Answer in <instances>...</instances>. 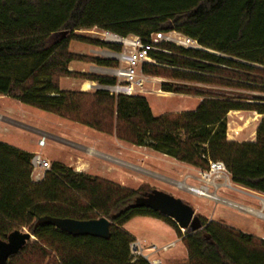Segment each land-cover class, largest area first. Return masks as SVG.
Here are the masks:
<instances>
[{"label": "trees", "instance_id": "obj_1", "mask_svg": "<svg viewBox=\"0 0 264 264\" xmlns=\"http://www.w3.org/2000/svg\"><path fill=\"white\" fill-rule=\"evenodd\" d=\"M93 28L143 39L177 30L206 50L162 43L165 51L151 52L158 64L144 63L145 74L264 92V0H0V95L202 170L221 161L232 182L264 194V117L255 140L227 136L228 113L264 115V99L250 102L164 84L165 91L204 98L194 110L155 116L143 95L62 89V77L116 82L112 76L69 69L75 60L118 67L116 59L70 51L74 40L122 50L118 43L76 33ZM33 155L0 140V238L24 228L34 237L7 264H151L134 255L135 237L124 228L136 216L160 219L183 236L189 264H264L263 239L204 218L201 229L183 234L173 219L133 207L138 190L62 162H53L35 181ZM46 216L107 217L111 235H73L39 222Z\"/></svg>", "mask_w": 264, "mask_h": 264}, {"label": "rangeland", "instance_id": "obj_2", "mask_svg": "<svg viewBox=\"0 0 264 264\" xmlns=\"http://www.w3.org/2000/svg\"><path fill=\"white\" fill-rule=\"evenodd\" d=\"M76 33L111 42L106 38L104 30L98 28ZM95 47L101 50L97 56L115 59L114 51L109 49L77 40L71 42V50H81L89 55ZM77 61L76 71L90 63ZM108 71L110 70L104 69L100 73L99 70H93L89 74L111 76ZM151 77L145 84V90L139 95L148 99L155 116L194 110L204 95L208 94L250 102H259L256 98L264 99V92L260 91L183 81L165 75ZM89 81L91 80L69 77L63 79L60 85L65 90L93 92L87 89ZM164 84H170L174 88L196 90L204 95L165 91ZM263 117L264 115L257 111H230L227 115L228 138L238 142L255 140L257 127ZM44 135L47 137L46 146L40 147L38 141ZM0 140L36 152L41 151L51 165L56 161L50 158H58L61 160L59 162L75 171L138 190L139 195L158 189L181 198L195 209L194 220L188 229H200L196 224H201L200 219L204 218L264 240V194L235 184L227 171L217 177L212 175L206 182L201 175L202 169L149 147L120 141L113 135L98 132L3 95H0ZM180 184L187 187H181ZM202 186L203 191L210 197L187 189ZM124 228L135 237V242L132 243L134 255H141L150 260L158 259L160 264H189L183 236L177 235V239V233L172 227L136 216L128 221ZM186 230L181 229V232L184 234ZM22 231L29 230L24 228ZM168 242L171 243L163 245ZM154 243L163 249L153 252L150 246L155 245ZM139 246L142 249L137 251L135 247Z\"/></svg>", "mask_w": 264, "mask_h": 264}, {"label": "built area", "instance_id": "obj_3", "mask_svg": "<svg viewBox=\"0 0 264 264\" xmlns=\"http://www.w3.org/2000/svg\"><path fill=\"white\" fill-rule=\"evenodd\" d=\"M104 32L106 38L110 39L111 42L118 43L122 46L121 51L113 53L114 58L119 63L118 67L109 68L110 71H108L112 77H115L116 82L113 84H104L91 80L87 83V89L88 91L105 90L115 97H118L119 95H138L145 90V84L152 77L151 75H147L143 72V64H158L157 59L152 57L151 52L165 51L160 46L162 43H171L175 46L186 49L206 50L197 39L187 36L177 30L152 33L147 39H143L137 35L120 36L109 31ZM46 140L47 137L45 135L42 136L38 141V145L40 147H45ZM32 166V177L35 181H38L41 180L44 177L46 171L51 168V163L41 151H37L32 157ZM224 171L227 170L223 162L212 161L210 162L209 169L203 170L201 175L203 180L208 182L212 175H216L217 177ZM196 189L203 190L204 186ZM135 248L137 251L142 249L140 246ZM166 248L167 246H165V250ZM150 249L153 252H156L163 249V247L152 245L150 246ZM148 260L151 262V264H160V260L158 259Z\"/></svg>", "mask_w": 264, "mask_h": 264}, {"label": "water", "instance_id": "obj_4", "mask_svg": "<svg viewBox=\"0 0 264 264\" xmlns=\"http://www.w3.org/2000/svg\"><path fill=\"white\" fill-rule=\"evenodd\" d=\"M147 205L159 211L161 214L173 219L181 229H188L195 216V209L181 198L162 190L154 189L140 197L132 204L133 207ZM39 222H48L61 230L73 235H91L109 238L111 235L112 221L107 217L97 219L79 220L73 218L42 217ZM200 228L201 224L197 223ZM33 235L29 231L15 230L11 232L7 240L0 238V264H7L11 255L19 252Z\"/></svg>", "mask_w": 264, "mask_h": 264}, {"label": "crops", "instance_id": "obj_5", "mask_svg": "<svg viewBox=\"0 0 264 264\" xmlns=\"http://www.w3.org/2000/svg\"><path fill=\"white\" fill-rule=\"evenodd\" d=\"M70 51H72V52H74V53H78V54H83V55H87V56H97V55H99L100 54V52H101V50H100V48H94V49H91V51H92V54L91 55H89V54H86V53H83L81 50H79V52H76V51H73V50H71V43H70ZM77 63H78V61L77 60H75V61H72L71 63H70V65H69V69L71 70V71H76V68H77ZM87 64V63H86ZM104 69H109V68H106V67H103V66H98V65H96V64H94V63H92V62H90V63H88L87 65H86V67H82V68H80L79 70H77V72H87V73H89V72H91V71H93V70H96V71H100V73H102L103 72V70ZM67 78H69V77H62L61 79H60V83H61V81L63 80V79H67ZM60 87H61V85H60ZM62 88V87H61ZM63 89V88H62ZM67 90H74V89H67ZM1 141H3V140H1ZM5 142V141H4ZM8 143V142H7ZM10 144V143H9ZM11 145H13V146H15V147H18V148H20V149H22V150H25V151H28V152H31V153H35L36 152V150H30V149H27V148H22V147H19V146H16V145H14V144H11ZM52 161L54 160V161H61V160H59L58 158H50ZM138 217H142V218H144V219H148V220H155V221H159V222H162V224L163 225H167V226H170V225H168L167 223H165L164 221H162V220H160V219H157V218H153V217H144V216H138ZM171 227V226H170ZM174 229V228H173ZM175 230V229H174ZM176 236H177V234H176ZM177 239H178V236H177ZM140 240H143V241H148L147 239H140ZM172 242V241H171ZM171 242H168V243H165V244H163V245H166V244H169V243H171ZM155 245H156V243H154Z\"/></svg>", "mask_w": 264, "mask_h": 264}, {"label": "flooded vegetation", "instance_id": "obj_6", "mask_svg": "<svg viewBox=\"0 0 264 264\" xmlns=\"http://www.w3.org/2000/svg\"><path fill=\"white\" fill-rule=\"evenodd\" d=\"M146 193H148V192L141 193L139 196H137V198L135 199L134 202H136V200H137L138 198L145 196ZM182 200H183V199H182ZM184 202H185V201H184ZM136 208H146V209H150V210H153V211L158 212L159 214H161L159 211L153 209L152 207H149V206H147V205H144V204L139 205V206H137ZM161 215H163V214H161ZM164 216H165V215H164ZM144 217H150V216H144ZM167 217H168V216H167ZM201 228H202V226H201ZM201 228H200V229H201Z\"/></svg>", "mask_w": 264, "mask_h": 264}, {"label": "bare ground", "instance_id": "obj_7", "mask_svg": "<svg viewBox=\"0 0 264 264\" xmlns=\"http://www.w3.org/2000/svg\"><path fill=\"white\" fill-rule=\"evenodd\" d=\"M181 185V187H187V186H185L184 184H180ZM187 189H189L190 191H192V192H194V193H196V194H200V195H204V196H208V197H210V195L209 194H206L202 189H196V188H187ZM251 211V210H250ZM254 211V210H253ZM255 212V211H254Z\"/></svg>", "mask_w": 264, "mask_h": 264}]
</instances>
